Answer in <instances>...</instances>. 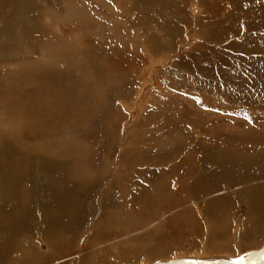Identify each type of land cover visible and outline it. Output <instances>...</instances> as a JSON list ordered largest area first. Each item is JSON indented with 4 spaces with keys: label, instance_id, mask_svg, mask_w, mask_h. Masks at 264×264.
Returning a JSON list of instances; mask_svg holds the SVG:
<instances>
[{
    "label": "bare ground",
    "instance_id": "1",
    "mask_svg": "<svg viewBox=\"0 0 264 264\" xmlns=\"http://www.w3.org/2000/svg\"><path fill=\"white\" fill-rule=\"evenodd\" d=\"M3 1L7 3H14V0H0V3ZM15 1L16 5H18V2H20V0ZM26 1L29 4L25 7L23 13H21L19 17L11 20H9V15L4 11L5 9H1L0 6V140L2 139V141L0 142V171L2 167V171L0 172V233L1 230L4 231L2 233H5L9 236V242L11 243L10 248L8 249V251H5V253H3V248L2 250L0 248V264H37L43 260L46 262L45 264H48V259L51 258V255L53 253L58 254V252H67L71 253L70 255L74 256H77L78 254L83 255V252H78V254H75L73 252L75 250V247H73L72 245L77 242L79 234L77 233V231L79 232L78 225L80 224V214L79 212L75 213L74 211H79L81 208L80 202L82 199L80 200V195L85 196L86 194H89L91 189H96V187L99 186L102 178L100 180H97L95 178H97V175L103 170H105V172H109L108 179H114L116 185L118 184L121 187L127 188L129 187V177L132 174L134 175V173H139L140 177L143 170H145L143 169L142 162L163 166L160 169L152 172V174H149L151 175V178L152 176H156L159 183L165 182V184H163V189H161L162 186H158V184H155L154 188L151 189L153 192H155L156 195H159L163 198H169L171 195V191L168 189L170 180L169 177H171V175L172 178L173 175H177L179 178L182 177L183 181L185 180V175H193L194 177H196L199 172L200 176H203L204 178L207 177L206 173H204L205 171L203 170L205 166V163L201 161L203 159L196 161L198 159L193 156V152L188 149L187 142H182L183 144H181V146H178L182 150V152H177L176 154H174V158L168 166L165 165L167 160H164L163 158L161 160L158 158V155L155 154L150 155L152 156V161H150L148 158H143L140 161L136 162V160H134L135 148H133L132 143H127L124 144L125 157H122V162L120 161L118 165V162L115 161L116 159H114L111 154V150H113L111 149L112 146H109L110 150H107L105 148L106 145L104 146L103 144H101V142L100 144L97 143L96 145L90 146V148H86L81 142H72V140L66 141L64 139L69 133H71L67 131L69 130L67 125H70L72 128L75 125H79L77 118L80 117H85V119L87 118L88 120V118L91 116L101 115L108 118L105 120V124L107 125V127H109L108 125H111V127L113 126L114 128H119V126L122 127V122L124 119H122L121 121L119 119L120 117L123 118V116L126 117L125 115L127 114V112L125 111V109L121 111L117 108V103L120 102L121 96L120 94H116V97L118 99L116 104H114L115 102H110L109 98L114 92L113 90H116L114 89L116 87H121L122 91H124L129 88V85L136 86V89L137 85L144 86L146 85V83H148L149 75H147V73L150 72V67H152H149V58L147 55L150 52L146 54V48L145 51H143L144 47L142 46V44L140 45V43H138L139 40H137V42H134V40L137 39L135 38V35H138V33L133 36L134 40H132V38L130 37L132 35L130 34L132 33V31H135V29L137 30V32L138 30L143 32L144 30H146V28L149 29L151 21H156L157 15L155 14L160 13V5L162 7V4L159 3L158 0H61V4L63 6L61 10L63 11L59 12V14L57 15H55L57 12L52 13L48 19L51 23H57V25L52 24V32H49L51 33L50 36L48 31H46V28H44L45 24L43 20L40 23L41 25H38L36 23V20L34 19V15L38 17L43 12L49 13L50 11H53V8V10H43L45 3H52L51 0ZM198 2L200 3V0H198ZM34 5L36 7H38L37 5H39V10L35 11L36 7ZM76 5H78V8L76 7ZM129 8L131 9L130 11H132L131 15H133L135 18L140 19V17H143L144 20H146V22L144 23L142 22L141 24H137L133 30L129 29L127 24L123 22L127 19V16H123V23L118 20V14H120L119 12L122 13L124 10ZM204 10L206 11L207 8L205 7ZM135 18H133V20ZM37 26L43 27V29L40 30V27L37 28ZM13 27L17 28L13 31L14 33L11 32ZM90 31H93L94 33H91ZM59 32H61L62 37L59 36ZM124 36L126 37L124 38ZM146 39H148V37ZM140 46H142V48H140ZM37 50L38 52H36ZM31 53H33L34 55H31ZM37 57L39 58L37 59ZM5 60H8L9 62ZM133 66L138 70H136L135 68H130ZM259 73L260 72H258V75H260ZM133 88L132 90L130 88V92H133ZM249 88L250 85H248V89ZM255 90L256 92H251V94H253V96H251V98L253 97L252 102L254 104H257V106H255L256 108L254 109L256 112L260 111L264 113V107H260L261 102L262 104L264 102V87H258L256 89L254 86V91ZM175 99V97H170L169 101L163 102V105L161 104V107L155 106V110H153L152 112L150 110L151 114L149 116V119H154L153 121L156 122L158 119L155 120V117L153 115H162L161 108L170 106L172 101H177ZM178 99L180 102V109V106L183 105L185 101L180 98ZM142 100L146 101V99ZM189 101L191 102V100ZM258 103H260L259 106ZM174 105L177 106L176 103L171 106L175 107ZM135 106L137 107L142 105L136 103ZM144 106L146 108H143L138 112V116L135 120L136 123H133L132 127L141 125L140 122H142L141 120L144 119L143 112H146L147 110L146 103H144ZM170 107L169 109H171ZM171 110L173 111V109ZM187 111L190 113L187 107H182L179 112L181 114H186ZM246 111L248 112V110ZM112 112H114V114L120 112V114L123 116H120L119 118L116 116L118 119L114 120L113 118H115V116L114 114H112ZM65 115H67V118ZM39 117L42 118V121L45 120L47 122L46 134L45 131H41L42 134L39 133L38 135L33 133V129L43 123L38 119ZM97 117L96 119L99 120L100 117ZM182 117L180 119V124L188 125L187 119H184ZM254 118L255 117L252 116V120L246 124L239 122L234 125H229L228 122V124L225 123L221 125L223 129V146L221 145L223 147V152L220 157H214L222 163V169L228 168L229 172H231L232 169H237L236 166L238 164L239 166L240 164L242 166H249L260 156L264 158V151L259 147H256L257 145H264V123L258 124L259 122L256 123L258 119L255 120ZM198 119L196 118L194 122H197ZM43 124V128H45V122ZM170 124L171 122L167 123V125ZM209 124L211 123L209 122ZM145 126L147 127V125ZM237 127L241 129L240 131L237 129V131H239L238 133L237 131H235L237 135L235 133L230 134L233 131L229 133V131H231L229 129H234ZM90 128H93V125ZM102 128L103 127H101V129ZM94 129H96V127ZM76 130L77 128L75 129V131ZM218 131L221 130L218 129ZM211 132L212 138L214 137V141H216L215 137H217V134L216 132H214V128H212L211 131L209 130V132H204V140H207V138L211 137ZM213 132L215 133V135ZM127 133L129 134H127L128 137L133 139V134H137V129L133 130L132 128H130ZM138 133L141 134L142 132L139 131ZM5 135L10 136L11 138L6 137ZM166 139H169V137H166ZM162 142V147L168 145H166L164 141ZM138 145H140V143ZM8 147H11L13 149V152L18 157H12V149L8 150ZM203 147L206 148L207 146L204 144ZM140 149L142 148L140 147ZM220 152L221 148L217 153L220 154ZM89 153L91 155L90 160L96 161L94 164L93 162H90L86 157V155H88ZM186 154H188L189 157H185ZM223 156L225 157V159H223ZM36 162L37 165H35V167L41 168L42 166V168H44L43 171L48 173L43 172L40 176H32L31 172L34 163ZM58 167H67L68 173L64 182H60L58 180L60 178L59 177L57 179L59 182H57L56 184L55 176L58 174V171L56 170ZM60 170L61 169H59V171ZM225 171L227 172V170ZM58 176L60 175H57V177ZM228 177L233 178L232 176ZM225 178L223 179L226 180ZM234 179L236 178L234 177ZM51 181L54 182L52 183ZM210 181L208 180V185L210 184ZM69 185H72L73 189L71 191H66V188L68 189ZM137 187L139 189V195L135 197L133 196L134 200L136 198L139 199L140 196L144 195L143 191L142 193L140 192L143 188L142 184L138 183ZM237 189L240 190L239 188ZM45 190L48 191L47 195L44 194ZM52 190H55V194L51 195ZM243 192L242 194H244ZM49 193L51 196L48 197ZM37 198L39 200L41 199V203H43V206H41L42 208L39 209L44 212L45 219L51 222L50 226L48 225L49 228L44 233L48 244L51 245L50 242L55 241L62 243L66 241L68 243L67 246L55 247V250L50 249L49 252L45 253H43L44 251L42 253L37 252V249L35 250L36 247H33V244L30 242L31 237L26 234L27 231L25 233V230L29 222H34L36 227L38 221L37 217L39 216V214H34L32 210L35 205H38L36 204V202L39 201ZM190 201L191 196H187V194H185V197L183 196L182 201H179V199H177L175 200V202H167V206H170L171 209L176 208V211H178L179 217L177 216L178 218L174 217L171 219V222L176 221L177 225L170 226L171 224H167L168 219L165 221V219L162 218V221L158 225V227L151 228V235H153L154 237H161V235H163L165 237V240H158V242L154 246H151L153 248L150 249L149 253L143 256H139L141 259L147 257L151 258L154 256L156 257L160 255L162 256V258L167 257V255H164L167 253V250H163V245L167 244L168 240L174 239L176 236L178 237L177 242H179V239L183 240L182 236L184 234L189 235V239H187V247L189 249V252L192 254H196L197 256L202 257H208L213 254L223 253V249L220 248V245H222V243H220V234L218 235V232L216 234H207V232L205 231V227H208V224L204 221H201L203 216H200L201 219L200 217H197L199 215L197 208L189 205ZM215 202L220 201L216 200ZM213 204L211 205V208L214 207ZM118 207L120 209V206ZM212 210L213 209H210L209 211L212 212ZM126 211L123 210L120 212L122 215L120 219H118V217L115 218L116 216L114 217V215V218L104 216L103 218H101V221H103L104 225L98 223L99 225L97 224V228L94 225L97 229L95 231V238H98V240L100 239L97 244L102 245V247L104 246L105 249H102L103 251L100 250V252L98 251L99 253L95 251L90 257H75L73 260H82L81 264H95L96 262H98L99 264H101V262H103L104 264L126 263L123 260L126 258H123L122 256L118 260L116 259L117 261L114 260L113 262H110L108 260L109 262L107 261V263L103 261L106 259L105 257L109 256V254L115 253L112 250V247L108 245V242L113 238H117L118 234L121 235L119 237L129 236L127 240H124V246L131 248V250L133 246L136 247L135 241H137L138 238L132 236V231L135 225L131 223L132 218L129 217L130 213L127 214L128 212ZM207 212L206 214H208ZM252 214L253 212H250V217L248 218L252 219L251 221H253L254 219L253 222L257 224L255 218H253L254 214ZM178 219L180 221L179 224ZM146 222L147 221L142 220V218L141 220L138 219L136 221V229H138L137 227H149L146 226ZM169 227H171L172 230L170 234H167ZM227 227L228 223L223 225V237L226 235L228 229ZM254 228L255 225H252L251 230H253ZM62 230H64L63 234L67 233L66 235H69L66 236L64 234V236H60ZM1 238L2 241L0 243V247H2L1 245L6 247L5 239L7 237L3 234L0 236V240ZM252 240L253 243H251V247H254L259 243L258 241H261L262 239L252 238L251 241ZM14 244H16L17 246V249L15 251H13ZM104 254L105 257H103ZM74 256H72V258ZM139 257L138 260L140 259ZM3 259H6V261ZM7 260L9 261V263ZM216 261H218L219 263L222 262L218 259ZM204 263V261H200L199 264ZM54 264H61V262L57 260L54 262ZM187 264L192 263L188 262Z\"/></svg>",
    "mask_w": 264,
    "mask_h": 264
},
{
    "label": "rangeland",
    "instance_id": "2",
    "mask_svg": "<svg viewBox=\"0 0 264 264\" xmlns=\"http://www.w3.org/2000/svg\"><path fill=\"white\" fill-rule=\"evenodd\" d=\"M23 1L24 0H20V2H18V5H16L15 0L14 3L13 2L7 3L4 1L0 3L1 9H5L4 11L9 15V20L17 18L20 16L21 13H23V10L29 4L26 0L24 2ZM51 2L52 3L46 2L45 5L43 4L44 7L43 5L42 7L44 9L43 8L42 9L45 11H47L48 9L49 10L54 9L53 11H50L49 13L43 12L45 14L41 13L42 15L40 14L39 15L40 17L34 15V19L36 20V23L38 25H41L40 23L43 20L45 24L44 28H46V31H48V33L52 32L51 31L53 27L52 24L57 25V23H51L50 20H48L50 15L56 12L57 13L55 15H57L59 14V12L63 11L61 10L63 7L61 4V0L58 1L51 0ZM158 2L162 4V7L160 5L161 12L155 14L157 15L156 21L150 22L151 25L149 29L146 28V30H144L143 32H141L140 30H138L137 32V30L135 29V31H132V33L130 34L132 36L129 35L132 38V40H134L133 36L136 33H138V35L136 34L137 37L135 35V38L137 39L134 40V42H137V40H139L138 43H140V45L142 44V46L144 47V50L143 49L142 50L145 51L146 48L145 51L146 54L150 52L147 55L149 58V67L150 66L152 67H150V72L147 73V75H149L148 83H146V85L144 86L137 85L136 89H135L136 86L132 85L134 87L133 88L131 85H129V88L124 91H122L121 87H119L120 89L116 87L114 88L116 90H113L114 92L109 98L110 102L112 103L115 102L114 104H116L118 100L116 94H120L121 96L120 102L117 103V108L118 110L121 111L125 109V111L127 112V114L125 115L126 117L121 115L120 112L116 114L112 112V114H114L115 116V118H113L114 120H117L120 116H123V118L120 117L119 119L120 121L124 119L122 122L123 128L121 126H119V128H114L113 126L111 127V125H108L109 127H107V125L105 124V120L108 118L101 115L99 116L97 115L98 117H100L99 120L96 119L97 116H91L88 118V120L87 118L85 119V117L84 118L80 117L77 118L79 125H75L73 128L70 125H67L69 129L67 131L71 132L72 134L69 133L64 139L66 141L72 140V142H81L83 143V146L86 148H90V146L96 145L97 143L100 144L101 142H102L101 144H103L104 146L106 145L105 148L107 150H110L109 146H112L111 149L113 150H111L112 152L111 154L112 157L116 159L115 161L118 162V165L120 161L122 162L121 160L122 157H125L124 144L127 143L133 144V148H135L134 160H136V162L140 161L143 158H148L150 161H152L151 158L152 156L150 155L155 154L158 155L159 159L162 160L163 158L164 160H167L165 165L168 166L172 161V159L174 158V154H176L177 152L178 153L182 152V150L178 146H181V144L187 142L188 149H190L193 152L192 155L198 159L196 161L203 159L201 161L205 163V166L204 169L203 167L202 169L205 171L204 173H206L207 177L204 178L203 176H200V172H199L198 175H196V177H194L193 175L191 176L185 175L184 176L185 180L183 181L182 177L179 178L177 175L175 176L173 175L172 178L171 175V177H169L170 180L168 187V189L171 191L170 193L171 195L169 198H163L159 195H156L155 192H153L151 189L154 188L155 184H158V186H162L161 189H163L164 187L163 184H165V182L159 183L156 176H152L151 178V175H149L163 166L155 165L152 163L147 164L142 162L143 169L145 170H143L140 176L141 179L139 177V173H134V175L132 174L130 177L128 176L130 181H129V187L127 188L129 190L126 187L124 188L118 184L116 185L114 179H108L109 172L107 171L105 172V170L101 171L97 175V178H95L97 180L98 179L100 180L102 178L99 186H97L96 189L93 188L94 191L92 189L91 190L89 189L90 190L89 194H86L88 196L80 195V200L82 199L80 202L81 208L79 211H74L75 213L79 212L80 214L79 216L80 224L78 225L79 232L77 231V233L79 234H78L77 242H75L72 245L73 247H75V250L73 252L75 254H78V252L80 253L83 252V255L78 254L77 256H74V255H70L71 253H67V252L66 253L58 252V254L53 253L51 255V258L48 259V264H54V262L57 260H59L61 264H76L78 260H73L75 257H80V258H84V256L90 257L93 255L95 251L100 252V250L105 249L104 246L102 247V245L97 244V242H99L100 239L98 240V238H95V233H96L95 231L97 230L96 229L97 224L98 223L103 224L101 218H103L104 216L111 218H114L116 216L115 218L118 217V219H120L122 217L120 212L123 210L124 211L127 210L126 211L128 212L127 214L130 213L129 217L132 218L131 223L135 225L132 231L133 232L132 236L138 238L137 241H135L136 247L133 246L131 250V248L124 246V240H127L129 236L119 237L121 235L118 234L117 238H113L108 242V245L112 247V250L115 253L109 254V256L107 257H105L104 254L103 257H105L106 259L104 258L105 260L103 261L106 263L108 260L110 262H113L116 259L118 260L122 256L123 258H126L123 259L124 262H126L124 264H187L188 262L192 264H199L200 261H204L205 262L204 264H210V263L211 264H220V263L264 264V158L260 156L249 166H245V165L242 166L240 164L241 166L240 167L238 164L236 166L237 169L234 168L232 169L231 172H229L228 168L222 169L223 168L222 163L218 161L217 158L214 157V156L220 157V155L223 152V147H222L223 129L221 126L222 124L225 123L228 124V122L229 125H234L239 122L246 124L252 120V116L255 117L254 118L255 120L258 119L256 123L258 122H259L258 124L264 123V113L260 111L257 112L255 111L254 108H256L255 106H257V104H254L252 102L253 97L251 98V96H253L251 92L252 91L256 92V90L254 91V86L256 89L258 87H264V55H263L264 54V0H200L201 5L198 2V0H158ZM37 6L38 7L35 6L36 7L35 11L39 10L40 8L39 5ZM77 6L78 5H76V7ZM205 7L207 8L206 11L204 10ZM130 10H131L130 8L124 10L123 11L124 13L122 12L123 14L119 12L120 14H118L119 16L118 20L122 22L123 16H127V19L123 22L127 24L129 29L133 30L137 24H141L142 22L144 23L146 22V20H144L143 17H140V19L135 18L133 15H131L132 11ZM133 18L139 20H135V19L133 20ZM39 27L40 26H37V28ZM15 29L17 28L13 27L11 32L14 33L13 31ZM39 29L41 30L43 29V27H40ZM145 31L147 32V34ZM90 32L92 33L93 31ZM50 34L51 33H49V36ZM144 35L147 36L148 39H146L147 37H145ZM59 36L62 37L61 32H59ZM125 37L126 36H124V38ZM142 46H140V48H142ZM259 46L262 48H260ZM36 52H38V50ZM31 55L34 54L31 53ZM38 58L39 57H37V59ZM130 68L134 69L135 67L133 66ZM135 69L138 70L137 68ZM258 72H260L259 73L260 75H258ZM161 81L162 82L165 81V82L162 83ZM248 85H250L249 89H248ZM130 88L131 90L133 88L135 91L133 90V92H130ZM170 97L176 98L175 100L177 101L175 102L172 101L173 104L174 103L177 104V106L174 105L176 108L171 106L173 105L171 103L170 105L171 107L167 106L161 108L162 115L161 114H158L157 116L153 115L155 117V120L158 119L159 121L157 120L155 122L153 121L154 119H149L151 112L156 108L155 106L161 107L164 104L163 102L169 101ZM178 98L186 102V104L184 102V104L180 106V109H179L180 102ZM188 98L189 100H191V102L188 100ZM142 99H146V101ZM136 103L139 105L141 104L142 106L136 107L135 106ZM144 103H146L147 105L146 112H143L144 119L141 120L142 122H140L141 123L140 126H134L135 127L134 128L132 127V124L136 123L135 120L138 116L137 115L138 112L141 109L146 108L144 106ZM259 104L260 103H258V106ZM261 105L260 107H264L263 106L264 102L263 104L261 102ZM169 107L173 109V111L169 109ZM182 107L184 108L187 107L190 113L187 111L186 114L184 113L181 114L179 111L181 110ZM246 110H248V112ZM212 113L215 117L212 115ZM231 114H232V118H231ZM67 115H65L66 118ZM92 117L95 118L93 119ZM181 117L187 119L188 125L180 124ZM196 118L197 119L199 118L198 119L199 121L197 120V122H194ZM38 119L42 121V118L39 117ZM208 119L211 124H209ZM80 120L81 121L84 120V121L81 122ZM42 122L43 123L45 122V125L47 123L45 120H43ZM168 122L169 123L171 122V124L167 125ZM43 123H41L39 126L34 128L35 130L33 129L34 134L37 135L39 133L42 134L43 131H45L46 134L47 125L45 128H43L44 125ZM190 124L192 127L190 126ZM92 125L93 128H90L92 127ZM145 125H147V127ZM126 126H130V127H126ZM95 127L96 129H94ZM101 127L103 128L101 129ZM76 128L77 130L75 131ZM130 128H132L133 130L137 129V134H133V139L128 137L129 134L127 132L129 131ZM212 128H214V132H216L217 134V137H215L216 141H214V137L212 138V132L210 133L211 137L207 138V140H204L205 139V137H203L205 134L204 132H209V130L211 131ZM146 129L149 132H147ZM218 129H220L221 131H218ZM237 129L239 131L241 130L240 128L237 127L234 129H229L231 130L229 131V133L233 131L230 134L233 133L236 134L235 131H237ZM138 130L142 133L139 134ZM141 130H145V131H141ZM239 131H237V133ZM5 136L11 138L8 135ZM165 136L167 138L169 137V139H166ZM1 141L2 139L0 140V142ZM162 141H164L165 144L168 145L162 147L161 146V144L163 145ZM141 142L144 147L142 146ZM137 143L138 144L140 143V145H138ZM204 144L207 146L206 148L203 147ZM201 145L203 148L201 147ZM140 147L142 149H140ZM256 147H259L261 150L264 151V145H257ZM220 148H221V152L219 154L217 152L220 150ZM11 149H12L11 147H8V150ZM11 151H12L11 156L13 155L12 157L14 158L18 157L13 152V149ZM0 155H1V149H0ZM90 156H91L90 153L86 155L88 160L90 162H93L94 164L96 161L90 160L91 158ZM185 157H189L188 154H186ZM223 159H225V157ZM35 165H37V162L34 163L31 172L32 176H40L43 172H45L43 171L44 168H42V166L41 168H38L35 167ZM67 167L65 168L58 167L56 169L58 171L57 172L58 174L57 173L56 174L60 175L58 177L57 175L55 176L56 184L59 181L64 182V180H66L68 173ZM59 169L61 170L59 171ZM225 170H227V172ZM1 171H2V167H1ZM61 175L63 176V178ZM228 176H232L233 178H230ZM234 177L237 180L234 179ZM186 178L189 179L187 180ZM223 178H225L226 180H224ZM208 180L209 181L211 180L209 185H208L209 183ZM51 182L53 183L54 181ZM138 183L142 184L143 188L141 189L140 192L142 193L143 191L144 195L140 196L139 199L136 198L134 200L133 196L135 197L139 195V189L137 187ZM237 188H239L240 190H238ZM72 189L73 186L69 185L68 189L66 188V191H71ZM47 190L44 191L45 192L44 194L46 195L48 194ZM52 191H51V195L55 194L54 192L55 190ZM242 192L244 194H242ZM185 194H187V196H191V201L189 205H192V207L197 208V211L199 213L197 217L199 218L200 216L201 217L203 216L202 219L200 217L201 221H204L205 223L208 224V227H205L208 230L207 231L205 229L207 234H216L217 232L218 235L220 234L219 235L221 237L220 243H222V245H220V248L223 249V253L213 254L208 257H202V256H197L196 254H192L189 252V249L187 247V241H188L187 239H189V235L184 234L185 236L184 235L182 236L183 240L179 239V242H177L178 237L176 236L174 239L168 240L167 244L163 245V250H167V253L164 254L167 255V257L162 258V256L160 255L156 257L154 256L151 258L147 257L141 259L139 256L140 255L143 256L149 253L150 249L153 248L151 246H154L158 242V240H162V241L165 240V237L163 235H161V237L158 236L154 237L153 235H151L150 234L152 233L151 228L158 227V225L162 221V218L165 219V221L168 219L167 224L168 225L171 224L170 226L177 225V222L176 221H175L176 223L171 222V219L179 215L178 211H176V208L171 209V207L167 206L166 204L168 201L175 202V200L177 199H179V201H182L183 196L185 197ZM51 195L49 193L48 197ZM216 200H219L220 202H215ZM36 204L38 205H35L32 210L34 214L36 215L39 214V216L37 217L38 221L36 227L34 222H29L25 230V233L27 231L26 234H28L29 237H31L30 242L33 244L34 248L36 247L35 250L37 249V252H41V253L44 251L43 253H45V252H49L50 249L55 250V247L67 246L68 243L66 241H64V243L55 241V242H50L51 245L48 244V241L44 233L49 228L51 222L45 219L44 212L39 209L42 208L41 206H43V203H41V199L38 202H36ZM212 204L214 205L213 208H211ZM118 206H120V209ZM206 209L209 210L213 209V210L211 212ZM206 212L208 214H206ZM250 212L251 213L253 212L254 214L253 218H255L257 224L253 222L254 219L253 221H251L252 219L248 218L250 217ZM224 216L228 219H226ZM141 218L142 220L147 221L146 226L149 227H144V228L137 227L138 229H136V221L138 219L141 220ZM179 223L180 221L178 219V224ZM226 223H228V227H227L228 229L226 235L223 237V225H225ZM94 225L96 226V228ZM252 225H255V228L253 230H251ZM171 230H172L171 227H169L167 234H170ZM63 231L64 230H62V232L60 233V236H64V234L65 235L67 234V233L63 234ZM2 232L4 231L1 230L0 236L4 234L7 237L5 239L6 247H4L3 245H1L2 247H0L1 250L3 248V253H5V251H8V249L10 248L11 243L9 242V236ZM138 236L141 237L139 238ZM252 238L262 239V240L258 241L259 243L254 247H251V243H253V240L251 241ZM1 241L2 238L0 240V243ZM13 247H14L13 251H15L17 249L16 244H14ZM72 256L74 257L72 258ZM138 257L140 258L139 260ZM217 259L221 260L222 262L219 263L218 261H216ZM3 260L6 261V259ZM81 262L82 260H79L77 264H81ZM45 263L46 262L43 260L37 264H45ZM95 264H99V263L96 262ZM101 264L104 263L101 262Z\"/></svg>",
    "mask_w": 264,
    "mask_h": 264
}]
</instances>
